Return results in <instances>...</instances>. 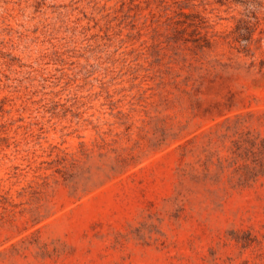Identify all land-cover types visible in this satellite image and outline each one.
<instances>
[{
    "label": "rangeland",
    "instance_id": "obj_1",
    "mask_svg": "<svg viewBox=\"0 0 264 264\" xmlns=\"http://www.w3.org/2000/svg\"><path fill=\"white\" fill-rule=\"evenodd\" d=\"M0 264H264V0H0Z\"/></svg>",
    "mask_w": 264,
    "mask_h": 264
}]
</instances>
